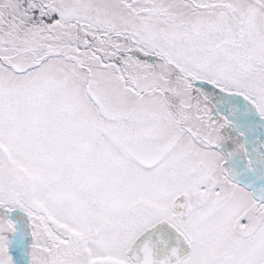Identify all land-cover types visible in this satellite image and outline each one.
I'll list each match as a JSON object with an SVG mask.
<instances>
[{"label": "snow or ice", "instance_id": "1", "mask_svg": "<svg viewBox=\"0 0 264 264\" xmlns=\"http://www.w3.org/2000/svg\"><path fill=\"white\" fill-rule=\"evenodd\" d=\"M0 264H264V0H0Z\"/></svg>", "mask_w": 264, "mask_h": 264}]
</instances>
